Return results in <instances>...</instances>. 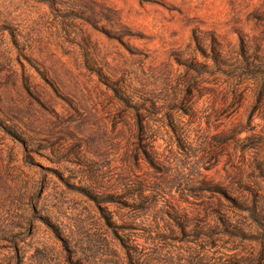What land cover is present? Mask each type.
I'll use <instances>...</instances> for the list:
<instances>
[{"label":"rangeland","instance_id":"obj_1","mask_svg":"<svg viewBox=\"0 0 264 264\" xmlns=\"http://www.w3.org/2000/svg\"><path fill=\"white\" fill-rule=\"evenodd\" d=\"M0 264H264V0H0Z\"/></svg>","mask_w":264,"mask_h":264}]
</instances>
